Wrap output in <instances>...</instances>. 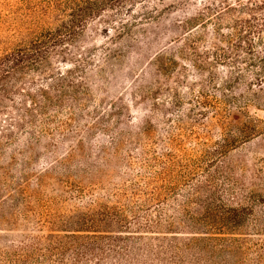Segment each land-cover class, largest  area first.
<instances>
[{
    "label": "rangeland",
    "instance_id": "obj_1",
    "mask_svg": "<svg viewBox=\"0 0 264 264\" xmlns=\"http://www.w3.org/2000/svg\"><path fill=\"white\" fill-rule=\"evenodd\" d=\"M47 1L0 0V55L33 37L35 8ZM249 1L149 0L134 8L133 34L121 40L111 29L119 25L102 21L110 12L90 22L79 41L95 66L86 76H76L84 86L85 106L69 110L75 123L68 130L57 135L49 125L51 138L31 139L27 132H34L16 115L21 110L0 111V241L61 235L60 230L75 227L65 223L67 218L86 207L123 202L129 182L151 176L152 170L137 165L146 143L164 159L161 169L166 158L175 161L172 173L163 172L165 180L175 174L176 182H206L207 173L240 161L245 172L234 178L256 182L253 190L264 199V182L253 181L248 171L259 169L264 177V24L255 23L259 32L249 36L252 49L247 51L249 40L237 41L236 35L244 30L238 21L250 17L231 12L219 22L216 18L226 6ZM143 6L158 11L155 21L140 15ZM45 26L53 25L49 21ZM144 37L158 43L130 64L131 52L143 46ZM230 43L240 44L232 49ZM159 57L164 67L157 65ZM127 61L130 68L123 66ZM194 63L203 68L200 75ZM55 66L72 69L57 61ZM124 69L128 81L117 86L109 72ZM33 77L29 73L24 78V88ZM25 101L23 109L29 107ZM59 118L67 120L65 115ZM250 127L253 134L238 140ZM231 136L238 137L236 146L214 153L213 146Z\"/></svg>",
    "mask_w": 264,
    "mask_h": 264
},
{
    "label": "trees",
    "instance_id": "obj_2",
    "mask_svg": "<svg viewBox=\"0 0 264 264\" xmlns=\"http://www.w3.org/2000/svg\"><path fill=\"white\" fill-rule=\"evenodd\" d=\"M148 1L50 0L36 7L33 37L0 55V111L5 107L14 113L21 110L16 115L21 120L25 118L24 125L34 132H27L31 139L51 138L49 125H54L52 130L62 135L75 123L69 110L85 106L81 98L85 95L84 86L79 78L95 66L89 50L82 52L79 38L83 31L95 18L110 12L108 20L102 21L119 25L111 27L119 40L130 37L137 21L134 8ZM139 9L144 19L156 20L158 11L151 12L144 6ZM263 10L264 1L252 0L238 3L237 7L226 6L216 12V18L219 22L223 14L246 13L253 24L247 19L238 21L244 30L236 35V40H249L247 51H251L249 36L258 35L259 27L255 23L264 24ZM49 21L52 27L45 26ZM234 22L237 24V20ZM157 43L144 37L140 42L143 46L131 52L130 64H136L142 53ZM238 45L230 43L232 49ZM224 58L229 59L226 54ZM56 61L72 69L61 71L55 66ZM157 61V65L165 66L162 57ZM130 64L127 61L123 66L130 68ZM192 67L197 75L203 71L199 64ZM123 71L109 72L117 86L128 81ZM29 73L34 77L28 82L30 87L24 88V78ZM95 77L98 82L99 74ZM14 98L18 101L15 106ZM26 99L30 109L25 107V110L21 107L23 102L27 104ZM5 101L10 105H4ZM249 102L247 99L244 104L247 106ZM154 109L159 112L158 108ZM63 115L67 120L59 118ZM244 131L240 138H224L213 146L214 153H226L236 146L237 138L245 139L255 130L250 127ZM154 147L146 143L142 161L137 164L140 169L152 170L151 176L143 182H129L121 194L123 202L86 207L85 211L67 218L65 223L75 227L60 230L61 235H31L24 240L0 241V264H264V199L253 190L256 182L234 178L239 172L242 178L245 172L240 161L226 163L224 169L213 174L207 173L206 182H176L175 174L166 180L162 177L166 170L172 173L175 161L166 158V167L161 169L164 159ZM129 162L127 165L133 167L134 163ZM248 171L253 181L264 182L259 169Z\"/></svg>",
    "mask_w": 264,
    "mask_h": 264
}]
</instances>
